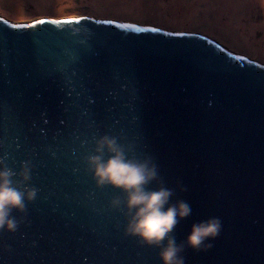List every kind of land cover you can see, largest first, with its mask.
I'll return each mask as SVG.
<instances>
[{
  "label": "water",
  "instance_id": "obj_1",
  "mask_svg": "<svg viewBox=\"0 0 264 264\" xmlns=\"http://www.w3.org/2000/svg\"><path fill=\"white\" fill-rule=\"evenodd\" d=\"M84 17L29 28L0 15V162L37 189L16 230L0 229V264H162L125 233L111 205L125 194L87 166L105 134L156 165L148 187L191 206L171 233L185 264H264V63L200 32ZM53 18L68 17L37 19ZM213 216L212 247H189Z\"/></svg>",
  "mask_w": 264,
  "mask_h": 264
},
{
  "label": "clouds",
  "instance_id": "obj_2",
  "mask_svg": "<svg viewBox=\"0 0 264 264\" xmlns=\"http://www.w3.org/2000/svg\"><path fill=\"white\" fill-rule=\"evenodd\" d=\"M86 163L97 186L110 185L125 194L123 201L119 198L111 201L113 207L122 205L125 210V233L158 247L162 264H185L183 245L171 233L180 219L191 215V206L184 200L173 203V190L162 184L148 187L157 179L156 165L150 159L133 157L116 137L107 134L95 139ZM14 175L11 168L0 162V229L8 231L17 228L13 210H23L25 201L35 199L37 195V189L26 183L23 190L14 186ZM19 176L22 182L29 181V162L21 163ZM221 230V219L209 217L191 225L185 242L197 250L210 248Z\"/></svg>",
  "mask_w": 264,
  "mask_h": 264
},
{
  "label": "rangeland",
  "instance_id": "obj_3",
  "mask_svg": "<svg viewBox=\"0 0 264 264\" xmlns=\"http://www.w3.org/2000/svg\"><path fill=\"white\" fill-rule=\"evenodd\" d=\"M178 0L182 13L171 10V0H0V15L16 21L40 17L89 15L149 24L170 30L180 29L206 34L231 50L264 63V0H252L239 10L246 22V37L238 38L226 28L209 22L214 6L225 0ZM195 1V3H193ZM191 10V12H189ZM232 12V10H230ZM210 13V18L206 14ZM209 15V14H208ZM254 30L249 31L253 24Z\"/></svg>",
  "mask_w": 264,
  "mask_h": 264
},
{
  "label": "bare ground",
  "instance_id": "obj_4",
  "mask_svg": "<svg viewBox=\"0 0 264 264\" xmlns=\"http://www.w3.org/2000/svg\"><path fill=\"white\" fill-rule=\"evenodd\" d=\"M42 1H45L44 3H48L52 0ZM216 1L218 3L220 2L219 0ZM246 1L249 2L252 0H225L222 3L215 5L214 10L210 11V13H213L212 18H210V13H208L209 15L206 14V17L210 18L209 22H211L216 27L226 28L227 31L236 34L238 38H242L243 40L246 37V22H244L243 18L239 17V10L243 9V7H246ZM171 3H173V8H171L173 12L182 13L179 11V9H181L182 7L178 0H171ZM183 3H185V0L183 1ZM193 3H195V1H193ZM230 10H232V12H230ZM189 12H191V10ZM255 27L256 24L254 23L249 31L254 30Z\"/></svg>",
  "mask_w": 264,
  "mask_h": 264
},
{
  "label": "snow or ice",
  "instance_id": "obj_5",
  "mask_svg": "<svg viewBox=\"0 0 264 264\" xmlns=\"http://www.w3.org/2000/svg\"><path fill=\"white\" fill-rule=\"evenodd\" d=\"M85 19L84 16H72V17H68V18H61V19H50V20H46V19H34L33 22L31 24L28 25L29 28L35 27L36 25H47V24H53V25H57V24H73V23H79L81 20ZM110 22V21H105ZM13 28L18 27V25L13 24L12 25ZM157 29H152V31H156ZM90 104L95 103L94 100H89ZM61 123H64L63 120L60 121ZM44 123H48V120L45 119Z\"/></svg>",
  "mask_w": 264,
  "mask_h": 264
},
{
  "label": "flooded vegetation",
  "instance_id": "obj_6",
  "mask_svg": "<svg viewBox=\"0 0 264 264\" xmlns=\"http://www.w3.org/2000/svg\"><path fill=\"white\" fill-rule=\"evenodd\" d=\"M16 21V20H15Z\"/></svg>",
  "mask_w": 264,
  "mask_h": 264
}]
</instances>
